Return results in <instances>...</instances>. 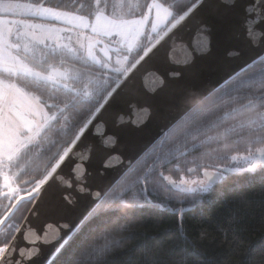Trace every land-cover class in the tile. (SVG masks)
Returning <instances> with one entry per match:
<instances>
[{
    "label": "snow or ice",
    "instance_id": "6c2138e0",
    "mask_svg": "<svg viewBox=\"0 0 264 264\" xmlns=\"http://www.w3.org/2000/svg\"><path fill=\"white\" fill-rule=\"evenodd\" d=\"M210 20L220 29L231 25L240 42L227 51L236 61L228 76L212 90L180 94L171 102L178 113L152 141L130 155L117 152L116 134L101 131L105 115L115 114L113 127H140L138 112L146 120L153 106L145 102L137 108L128 99L136 91L139 69L151 62L166 67L156 77L157 86L149 88L144 80L148 95L164 91L168 81L182 76L167 66L181 64L173 53L186 30L195 26L198 41L193 51L180 43L182 66L189 65L193 52L211 51ZM232 81H238L232 91L250 86L246 102L227 92L213 98ZM214 110L222 114L208 120ZM196 116L205 117V131L216 132L208 143L242 131L264 132V0H69L54 5L0 0V264H87V257L98 252L95 240L122 227L120 221L133 210L162 207L149 198L158 189L210 193L231 173L264 168V147L253 151L249 146L245 154L230 157L246 162L245 168L217 166L210 172L205 167L200 180L177 181L165 174L163 169L187 154L179 143L166 150L165 145ZM255 142L264 144V135L252 137L249 145ZM175 170L180 171L178 164ZM25 203L32 207L21 212ZM46 203L66 219L58 229L63 236L50 251L25 250L22 242L41 239L29 216L41 214ZM260 251L264 257V245ZM241 264L254 260L249 256Z\"/></svg>",
    "mask_w": 264,
    "mask_h": 264
},
{
    "label": "trees",
    "instance_id": "16d2710c",
    "mask_svg": "<svg viewBox=\"0 0 264 264\" xmlns=\"http://www.w3.org/2000/svg\"><path fill=\"white\" fill-rule=\"evenodd\" d=\"M68 2L49 0L53 5ZM135 2L128 0L131 4ZM237 83L232 81L214 93L213 98L227 92L240 97L239 103L246 102L243 97L250 86L232 91ZM221 114L214 110L207 119L215 120ZM204 123L205 117H193L181 133L165 145L166 150L179 143L187 153L163 169L165 174L178 179L181 175L201 173L205 167L216 169L230 165V157L246 153L249 146L253 150L264 147L260 142L249 145L252 137L264 132L242 131L223 142L208 143L207 137L215 136L216 132L205 131ZM147 164H151V159ZM176 164L180 171L175 170ZM189 168L193 171L189 172ZM149 198L162 207L133 210L127 219L120 221L122 227H115L106 237L95 240L98 252L87 257V264H241L249 256L254 264H264L260 251L264 245V168L261 166L254 173L229 174L227 180L218 182L210 193L179 195L158 189ZM200 201H203L202 206ZM30 205L25 203V209ZM176 209L185 211L175 213ZM180 215L182 225L178 226Z\"/></svg>",
    "mask_w": 264,
    "mask_h": 264
},
{
    "label": "water",
    "instance_id": "95a60500",
    "mask_svg": "<svg viewBox=\"0 0 264 264\" xmlns=\"http://www.w3.org/2000/svg\"><path fill=\"white\" fill-rule=\"evenodd\" d=\"M248 2V0H242ZM209 23L213 26L211 38V51L207 53L193 52V59L187 67L182 66L185 59L184 49L180 46L182 43L187 47L188 51H193V41L198 38L195 35V26L186 30L182 34V41L176 46L173 53L174 58L181 62L179 65H170L167 67H175L182 72V76L175 80L168 81L167 87L164 91L157 93L155 96H150L144 91V80H147L148 87H155L158 85L156 77L167 70L166 67L161 66L160 63L151 62L144 64L139 69V75L136 80V91L128 99L131 103L139 108L141 103H151L152 114L146 120L143 114L138 112V118L143 120L140 127L126 125L122 127H113L114 113L105 115V123L101 126V131L106 133H115L118 137L116 151L125 155H130L136 152L142 146L152 141L159 132L162 125L166 124L168 120L172 119L173 115L178 113V109L172 106L171 102L186 90L190 91H204L212 90L218 82H221L228 76L236 61L227 56L228 49L234 46H240V42L233 37V27L231 25H224L223 29L212 20ZM127 107V105H125ZM124 113H121L123 115ZM103 153H100L102 155ZM99 159V157H97ZM98 164L92 167V182L99 180L95 176V168ZM26 197V194H24ZM51 200V197L49 198ZM23 203V202H22ZM38 203V201H37ZM32 205L30 206V208ZM78 209H67L68 214L78 212ZM32 220V227L35 236L41 239L36 240L35 243L22 242V248L25 250L31 248L40 251H50L59 243V237L63 236V231L60 229L61 225L66 223V219L62 218V214L56 212L54 208L46 203L42 209L41 214L35 218L29 216ZM34 238L30 237L29 241Z\"/></svg>",
    "mask_w": 264,
    "mask_h": 264
},
{
    "label": "rangeland",
    "instance_id": "374dc122",
    "mask_svg": "<svg viewBox=\"0 0 264 264\" xmlns=\"http://www.w3.org/2000/svg\"><path fill=\"white\" fill-rule=\"evenodd\" d=\"M113 2H119V0H113ZM131 4V3H130ZM254 151V150H253ZM240 154H245V153H240ZM235 155V154H234ZM247 165H246V162H243V161H238V162H234L231 160V163L230 165H227V166H222L221 168H237V169H240V168H245ZM259 166V165H258ZM257 166V167H258ZM204 170V169H203ZM203 170L201 173H195V174H191V175H181L178 179H175V180H179L181 177H184L185 179H188V180H193V179H196V180H200V179H204L203 177ZM208 170L210 172H213L215 171L216 169H209Z\"/></svg>",
    "mask_w": 264,
    "mask_h": 264
},
{
    "label": "flooded vegetation",
    "instance_id": "af4514ba",
    "mask_svg": "<svg viewBox=\"0 0 264 264\" xmlns=\"http://www.w3.org/2000/svg\"><path fill=\"white\" fill-rule=\"evenodd\" d=\"M25 211V208L24 209H21V212H24Z\"/></svg>",
    "mask_w": 264,
    "mask_h": 264
}]
</instances>
